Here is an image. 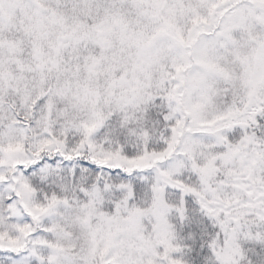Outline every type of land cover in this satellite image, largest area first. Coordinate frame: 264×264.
<instances>
[{
	"label": "snow or ice",
	"instance_id": "6c2138e0",
	"mask_svg": "<svg viewBox=\"0 0 264 264\" xmlns=\"http://www.w3.org/2000/svg\"><path fill=\"white\" fill-rule=\"evenodd\" d=\"M0 264H264V0H0Z\"/></svg>",
	"mask_w": 264,
	"mask_h": 264
}]
</instances>
